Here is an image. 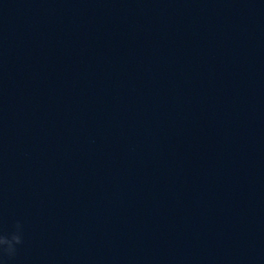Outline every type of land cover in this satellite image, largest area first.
I'll list each match as a JSON object with an SVG mask.
<instances>
[{"label":"water","instance_id":"water-1","mask_svg":"<svg viewBox=\"0 0 264 264\" xmlns=\"http://www.w3.org/2000/svg\"><path fill=\"white\" fill-rule=\"evenodd\" d=\"M0 264H264V0H0Z\"/></svg>","mask_w":264,"mask_h":264},{"label":"clouds","instance_id":"clouds-1","mask_svg":"<svg viewBox=\"0 0 264 264\" xmlns=\"http://www.w3.org/2000/svg\"><path fill=\"white\" fill-rule=\"evenodd\" d=\"M23 243V225L17 222L10 234H0V258H14L18 251L17 246Z\"/></svg>","mask_w":264,"mask_h":264}]
</instances>
